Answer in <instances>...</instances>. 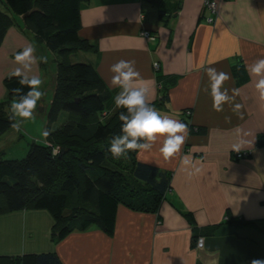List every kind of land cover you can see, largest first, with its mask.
I'll use <instances>...</instances> for the list:
<instances>
[{
  "label": "crops",
  "instance_id": "0c3cea01",
  "mask_svg": "<svg viewBox=\"0 0 264 264\" xmlns=\"http://www.w3.org/2000/svg\"><path fill=\"white\" fill-rule=\"evenodd\" d=\"M214 14L204 0H85L80 35L94 48L76 51L78 58L96 66L115 96L120 89L110 83L114 75L110 67L120 60L134 62L140 73L137 86L149 89V102L161 98V75L169 85V100L155 109L180 122L188 117L203 131L188 125L187 140L167 162L159 152L162 140L151 151L139 152L141 160L173 173V189L159 213L120 204L113 235L92 226L74 230L54 243L48 212H10L0 216V251L53 249L63 264H250L253 259L264 260V249L234 234L208 233L204 246L198 247L192 222L178 210L192 211L200 227L218 226L231 216L254 219L264 229V144H258V136L264 135V108L255 90L258 78L247 70L264 59V0H219L218 16ZM144 30L152 37H146ZM11 42L22 51L29 39L14 25L6 34L1 46L0 98L6 95L3 77L15 69L5 68L17 53L10 48ZM35 55L39 57L36 51ZM154 62H159L158 69ZM42 67L39 62L33 74L41 77ZM208 67L229 75L223 89L230 96L235 90L234 99L222 112L212 109L206 90ZM49 99V93H44L36 108L38 116L46 113ZM237 104L240 108L234 112ZM40 137L36 139L43 140ZM236 144L241 145L240 151H250L248 156L236 158ZM184 157L200 171L190 176L192 167L182 164Z\"/></svg>",
  "mask_w": 264,
  "mask_h": 264
},
{
  "label": "trees",
  "instance_id": "16d2710c",
  "mask_svg": "<svg viewBox=\"0 0 264 264\" xmlns=\"http://www.w3.org/2000/svg\"><path fill=\"white\" fill-rule=\"evenodd\" d=\"M84 2L0 0V47L16 17L22 16L34 36L58 55L53 96L43 114L44 130H51L50 135L43 140H33L22 158H3L0 152V216L19 210H45L52 216L50 236L54 243L74 230L92 226L113 235L120 204L135 211L159 213L173 189L172 171L141 160L139 151L130 150L120 159H114L109 151L111 140L121 134L119 113L126 110L114 108L115 92L108 89L92 62L69 58L76 51L94 48L80 35ZM158 77L162 95L150 102L154 108L165 106L169 100V85L163 82L161 75ZM18 80L10 73L3 77L6 95L0 99V138L12 128L7 104L17 98L13 89L22 87ZM28 90L23 87V92ZM182 121L191 130L203 131L190 123L188 117H183ZM258 144H264V135L258 136ZM57 147L59 154L53 156L52 150ZM235 156L239 158L236 153ZM178 210L192 222L196 240L208 233L214 235L223 224L200 227L195 224L192 211L181 207ZM224 223L237 227L257 226L256 220L243 217L229 216ZM0 264L63 262L51 249L3 253Z\"/></svg>",
  "mask_w": 264,
  "mask_h": 264
},
{
  "label": "clouds",
  "instance_id": "9594fccd",
  "mask_svg": "<svg viewBox=\"0 0 264 264\" xmlns=\"http://www.w3.org/2000/svg\"><path fill=\"white\" fill-rule=\"evenodd\" d=\"M36 49L31 44L25 46L14 56V63L17 67L10 73L11 77H18V83L22 87L13 89L16 94L9 106V120L13 121L11 127L20 131L22 125L31 119H34V112L38 102L44 96L41 90L43 81L33 74L34 67L39 62L47 63V56L37 57ZM247 70L251 75L257 77L255 90L258 94V100L261 107L264 108V59H258L249 65ZM114 74L111 78V85L120 89L119 93L113 98L115 109H125L119 113L121 123V134L115 136L110 143L109 151L114 159L126 157L128 152L151 151L155 143L162 140L159 152L164 161H169L176 156L185 141L188 138V125L179 120L172 119L167 115H162L157 109L150 106L149 89L147 87L137 86L140 79V73L135 69L134 62L120 60L110 67ZM206 75L209 80V94L212 98V109L216 112H222L224 105L234 99L230 96L228 89H223L224 82L230 77L223 71H217L214 67L206 68ZM23 87L29 90L23 92ZM223 89V90H222ZM240 105H235L233 111H238ZM51 130H44L42 135L47 138ZM241 145H233V151L240 152ZM53 156L59 154V148H53ZM182 164L192 167L189 175H195L200 171L189 158L184 157ZM197 246H203V238H199ZM250 264H264V260L253 259Z\"/></svg>",
  "mask_w": 264,
  "mask_h": 264
},
{
  "label": "rangeland",
  "instance_id": "374dc122",
  "mask_svg": "<svg viewBox=\"0 0 264 264\" xmlns=\"http://www.w3.org/2000/svg\"><path fill=\"white\" fill-rule=\"evenodd\" d=\"M23 23L24 22H22L21 18H19V16H17L16 21L14 22L13 25L16 28H21L24 31L25 36H27V39H29V43L27 45L31 44L32 46H34V48L36 49V53L39 57L40 56H47V58H48L47 63L40 62L41 65H43V67L41 69V77L40 78L43 81L42 88L43 89L46 88L44 93H47V94L49 93V98H50L53 96L52 95L53 94V87H51V83L54 80V73L56 71V59L58 58L57 57L58 55L54 54L51 51L50 52H44V49H42V47H41V46H44L43 42H40L35 36H32L33 35L32 31ZM20 24H23L22 25L23 28H22V26L20 27ZM13 25H11L10 28H13ZM9 29H8V31H9ZM40 47H41V49H40ZM10 48L12 50L14 49L15 50L14 52L17 51L16 45H14L12 42H11ZM1 51H2V48L0 47V57H2ZM46 51H48V50H46ZM17 52H19V51H17ZM14 56H15V54H13L12 57L10 56L11 59H10V61L7 62V64H5V68L10 69L11 67L12 68L17 67V65L14 63ZM78 57H79V54H76V53H73V55L69 56V58L72 60L77 59ZM77 60L84 61L85 59H83V57H82V58H78ZM1 68H2V66H1ZM14 99L15 98L10 99V102L7 104V110H9V106ZM37 113L38 112H36V109H35L34 115H35V117H37L38 121H36L34 119L28 120L22 125V129L19 132L14 130L13 128H11L10 132L4 134L0 138V152H2L1 156L3 158H22L26 155V153L29 149L30 143L33 142V140H36V138H38V136H42L40 138L44 139V136L42 135L43 128H44V123H43L44 117H43V114L41 112L39 113V116ZM62 118H63V116L60 117V119L58 121L62 120ZM1 246L2 245L0 244V247ZM0 252H2V251H0ZM3 253L8 254V255L17 254V253H12V252H5V251L0 253V254H3Z\"/></svg>",
  "mask_w": 264,
  "mask_h": 264
},
{
  "label": "water",
  "instance_id": "95a60500",
  "mask_svg": "<svg viewBox=\"0 0 264 264\" xmlns=\"http://www.w3.org/2000/svg\"><path fill=\"white\" fill-rule=\"evenodd\" d=\"M228 234H234L243 239H250L259 245L260 248L264 249V230L258 226L237 227L236 225L223 223L214 231L215 236Z\"/></svg>",
  "mask_w": 264,
  "mask_h": 264
},
{
  "label": "built area",
  "instance_id": "2783aa9c",
  "mask_svg": "<svg viewBox=\"0 0 264 264\" xmlns=\"http://www.w3.org/2000/svg\"><path fill=\"white\" fill-rule=\"evenodd\" d=\"M204 4H205V7L210 9L211 12L215 13L216 15H218V4H219V0H204ZM209 21L214 19L212 17H208L207 18ZM144 35L148 38L152 37L151 33L149 30H144L143 31ZM154 68L155 69H158L159 68V62H154ZM189 112V111H187ZM250 153V151L248 150H245V151H240L237 154V156L240 158V157H246L248 156V154ZM203 238V246H204V243H205V237L204 236H200L198 237L199 238ZM197 239V241H198ZM202 246V247H203Z\"/></svg>",
  "mask_w": 264,
  "mask_h": 264
}]
</instances>
